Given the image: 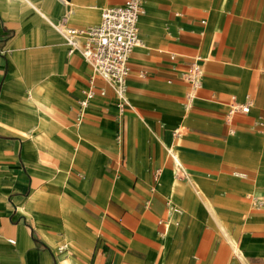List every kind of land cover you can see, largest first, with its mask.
Segmentation results:
<instances>
[{
    "label": "crops",
    "instance_id": "obj_1",
    "mask_svg": "<svg viewBox=\"0 0 264 264\" xmlns=\"http://www.w3.org/2000/svg\"><path fill=\"white\" fill-rule=\"evenodd\" d=\"M121 2L0 0V264H264V0H142L123 98L51 24Z\"/></svg>",
    "mask_w": 264,
    "mask_h": 264
},
{
    "label": "built area",
    "instance_id": "obj_2",
    "mask_svg": "<svg viewBox=\"0 0 264 264\" xmlns=\"http://www.w3.org/2000/svg\"><path fill=\"white\" fill-rule=\"evenodd\" d=\"M142 12V0H123L121 3L104 6L100 20L86 27L69 25L66 15L51 21V24L62 33L68 52L78 50L93 70L106 79L115 94L123 98L129 73V55L140 41L138 19ZM184 77L189 80L192 88L198 86V64L194 63L190 70L184 72ZM251 105L250 97L241 103L231 102L228 114L235 111L247 112ZM9 241L14 242V239L9 238Z\"/></svg>",
    "mask_w": 264,
    "mask_h": 264
},
{
    "label": "rangeland",
    "instance_id": "obj_3",
    "mask_svg": "<svg viewBox=\"0 0 264 264\" xmlns=\"http://www.w3.org/2000/svg\"><path fill=\"white\" fill-rule=\"evenodd\" d=\"M259 202H260V200H258ZM224 231V233H225V237L227 238V236H228V231L229 230H223ZM228 239H229V237H228ZM234 239V241H235V238H233ZM232 240V239H231Z\"/></svg>",
    "mask_w": 264,
    "mask_h": 264
},
{
    "label": "trees",
    "instance_id": "obj_4",
    "mask_svg": "<svg viewBox=\"0 0 264 264\" xmlns=\"http://www.w3.org/2000/svg\"><path fill=\"white\" fill-rule=\"evenodd\" d=\"M32 233H33V235H35L33 231H32ZM34 237H35V236H34ZM35 238H36V237H35ZM36 239H37V238H36Z\"/></svg>",
    "mask_w": 264,
    "mask_h": 264
}]
</instances>
